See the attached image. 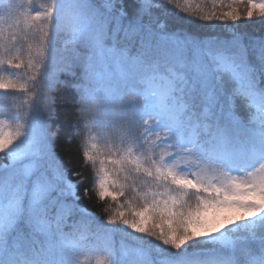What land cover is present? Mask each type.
Listing matches in <instances>:
<instances>
[{"label": "snow or ice", "instance_id": "1", "mask_svg": "<svg viewBox=\"0 0 264 264\" xmlns=\"http://www.w3.org/2000/svg\"><path fill=\"white\" fill-rule=\"evenodd\" d=\"M0 161V264H264V0H0Z\"/></svg>", "mask_w": 264, "mask_h": 264}, {"label": "trees", "instance_id": "2", "mask_svg": "<svg viewBox=\"0 0 264 264\" xmlns=\"http://www.w3.org/2000/svg\"><path fill=\"white\" fill-rule=\"evenodd\" d=\"M258 27L259 21H255L250 25L249 31L256 32ZM78 99L79 95L71 86V83L61 86L55 94L56 115L52 121L53 126L59 129L57 151L60 152L65 157V159L71 160V165L74 170L81 169V156L77 148V138L74 134L75 128L80 126L76 111ZM69 136L72 137L71 144L66 142ZM85 174H87V170H85ZM87 186V183L81 186V204L85 207H88L90 211H96L102 214L101 205L97 204L94 198L91 201L84 198L83 189Z\"/></svg>", "mask_w": 264, "mask_h": 264}, {"label": "clouds", "instance_id": "3", "mask_svg": "<svg viewBox=\"0 0 264 264\" xmlns=\"http://www.w3.org/2000/svg\"><path fill=\"white\" fill-rule=\"evenodd\" d=\"M100 103L103 104L104 101L103 99L100 100ZM88 104V100L87 98H80L77 101V114H78V118L85 120V121H89L90 120V116L87 113L86 109V105Z\"/></svg>", "mask_w": 264, "mask_h": 264}]
</instances>
